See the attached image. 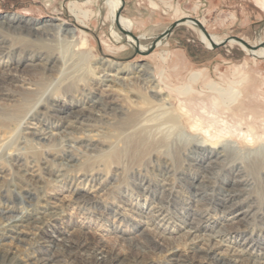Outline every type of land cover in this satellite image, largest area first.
Segmentation results:
<instances>
[{
    "label": "bare ground",
    "instance_id": "obj_1",
    "mask_svg": "<svg viewBox=\"0 0 264 264\" xmlns=\"http://www.w3.org/2000/svg\"><path fill=\"white\" fill-rule=\"evenodd\" d=\"M106 5L114 22L119 0H106ZM119 24L128 30L126 20L120 18ZM74 36L65 23L32 22L17 16L0 19V124H8L13 132L8 139H0V159L9 157L14 170L7 175L0 168V188L9 183V176L14 179H10L9 203H4L7 205L0 210V247L6 239L11 243L25 242L28 234L24 230L32 229L35 232L31 234L37 239L34 259L29 264L138 262L110 255L103 245L92 249L88 239L73 244L68 240V231L56 226L68 208L69 199L44 196L45 202L40 205L32 197L31 188L16 184L15 180L28 182L42 189L34 159L20 155L23 149L10 151L19 137L30 136L36 146L29 150L44 148L48 157L50 150L56 148L52 163L62 161L67 168L78 165L82 168L85 162H93L94 167L77 172L73 178L69 194L75 210L109 222L116 239L127 241L140 252L146 245L158 249L164 259L151 264H264V232L248 229L253 219L264 227V205L255 207L252 203L254 198L249 191L253 189V180L246 165L233 158L237 151L235 144L225 141L212 146L186 134L179 125V117L170 113L169 100L162 96L158 81L146 64L126 67L99 59L84 72L82 65L66 54ZM200 38L210 48L202 34ZM211 40L219 43L213 37ZM126 42L132 44L129 38ZM263 53V49L250 52L254 57H262ZM198 75L194 73L193 78ZM140 92L145 98L138 102ZM112 126L115 129L106 137L107 128ZM261 151L263 147L247 153L261 154ZM77 154H83L84 160L78 159ZM180 156L197 174L174 169ZM126 160L128 165L123 163ZM257 164H251V170L264 182V164ZM106 165L109 170L104 172L102 168ZM152 165L162 174L156 180L147 177ZM218 171L225 172L226 178L218 184H209L220 177ZM62 175L60 170L55 171L52 182L62 181ZM187 175L190 193L194 198L200 197L199 201L219 188L221 211L227 214L223 219L229 225L208 224L209 216L194 207L193 216L181 221L182 233L178 237L184 240L186 248V253H181L178 245L165 243L174 229L167 227L164 205L166 200L178 198L174 179L183 180ZM124 177L137 178L141 205L133 204L125 192L116 194ZM155 198L157 201L147 209ZM30 208L37 214L32 215ZM14 212L21 213L12 216ZM120 224L131 229L127 231ZM150 226L160 229L162 234L159 231L155 234ZM15 259L13 253L7 262L0 264H15Z\"/></svg>",
    "mask_w": 264,
    "mask_h": 264
},
{
    "label": "rangeland",
    "instance_id": "obj_2",
    "mask_svg": "<svg viewBox=\"0 0 264 264\" xmlns=\"http://www.w3.org/2000/svg\"><path fill=\"white\" fill-rule=\"evenodd\" d=\"M109 12L106 0H0V19L17 16L32 22L65 23L71 28L75 34L74 42L66 50V54L73 62L80 63L84 72H88L91 65L99 59L126 67L135 64L148 65L155 81H158L162 96L169 100L172 110H169L170 113L179 117V125L186 134L212 146L225 141L235 144L237 151L232 156L246 165V170L253 180V189L249 191L254 198L252 203L255 207L263 206L264 182L258 179V175H254L251 164L262 163V166L264 151H261V154L248 153H254L261 147L264 150V53L262 57H254L248 50L233 42L216 49L207 48L201 42V32L195 26L182 24L177 26L168 38L162 40L150 55L140 56L134 52V42L127 43L126 38L118 31L115 23L111 21ZM120 18L128 22L127 31L138 37L140 48L143 50L170 25L184 18L198 20L210 37L219 43L230 37L242 39L250 46H258L264 42V0H124ZM194 73H199L196 80L193 78ZM138 96V102L145 98L143 92ZM221 96L224 98L223 101ZM1 109L0 105V112ZM7 126L8 124H0V139H8L13 135L11 127ZM113 129L114 126L107 128L106 137L111 135ZM31 138L19 137L11 144L10 151L23 149L19 152L20 155L34 159V169L42 179V189L35 185L33 188L32 183L22 184L16 180L15 182L31 188L32 197L36 198L35 201H39L40 205L45 202L44 196L52 195L57 198L66 196L69 199L68 208L61 216V222H56V226L58 229L68 231L70 242L75 244L88 239L92 249L96 245H103L110 255L118 254L129 260H138L137 264L157 263L164 259L163 254L152 246L146 245L140 252L132 248L127 241L116 239L110 223L98 219L97 215L88 217L79 209L75 210V204L71 202L73 197L69 194V189L73 188L72 183L75 182L73 178L77 172L94 167L93 162H85L82 168L80 165L67 168L62 161L52 163L50 159L56 153V148L50 150L48 157L44 148L35 147L37 149L29 150L36 146ZM77 155L78 159L84 160L83 154ZM9 159L5 156H1L0 159V168L6 170L7 175L14 172L11 167L12 161ZM177 159L179 161L174 164L175 170H187L190 175L197 174L193 167L182 161L181 156ZM128 161L123 163L128 165ZM134 162L137 163L136 160ZM148 169L147 177L151 180L162 176L153 169V165ZM58 170L63 173L62 181L53 183L52 175ZM102 170L105 172L109 168L106 165ZM225 174L219 172L220 177L209 184H218L223 177L226 178ZM189 177L187 175L183 180L178 177L174 179L175 188L179 191L178 198L168 199L164 205L168 219L167 227L169 230L174 229L169 235L170 239H166L165 243L178 245L181 253H186L184 240L178 237L182 233L181 221L193 216L194 207H197L198 212L204 211V215L209 216L208 224L229 225V222L223 219L227 214L221 211L219 188L213 193L207 191V195L202 196L199 201L200 197L194 198L190 193V186L187 184ZM10 179L14 180L9 176V183H3L0 188L2 192L0 210L9 203L7 196L10 197ZM137 183V178L124 177L116 194L125 192L133 204L141 205L142 198L136 190ZM156 201V198L153 199L146 208ZM35 210L30 208L29 211L36 215ZM96 212L97 210L92 214ZM20 213L11 214L19 216ZM120 226L125 227L127 231L131 229L123 224ZM150 229L155 234H158V231L162 234L158 228L150 226ZM248 229L253 232L259 231L261 234L264 232V227L255 219ZM24 231L28 234L25 242L11 243L9 239L3 241L5 245L0 247V263L7 262L13 253L16 255L15 264L33 262L37 238L31 232L35 231L32 229Z\"/></svg>",
    "mask_w": 264,
    "mask_h": 264
},
{
    "label": "water",
    "instance_id": "obj_3",
    "mask_svg": "<svg viewBox=\"0 0 264 264\" xmlns=\"http://www.w3.org/2000/svg\"><path fill=\"white\" fill-rule=\"evenodd\" d=\"M119 3H120V5H119V8H118V10L115 14V17H114V23H115L118 31L125 38H129L132 40V42H134V52H135V54H138L140 56L145 57V56L150 55L154 51L156 46H158L162 40L168 38L177 26L182 25V24H186V23H190L191 25L195 26L201 32L202 36H204L208 40L209 45H210V49H216L218 47H224L226 44H228L230 42L237 43L240 47H242L245 50H248L249 52L257 51L258 49H264V42L260 43L258 46H250L244 40L236 38V37H230V38L225 39L224 41H222L220 43H214L211 40L210 35L206 32V30L203 28V26L200 24V22L198 20H195L193 18H184V19L178 20V21L174 22L172 25H170L164 32H162L159 36H157L146 49H144L142 51L140 48V45H139L138 37L134 36L129 31L122 29V27L119 24L121 12H122L123 7H124V0H119Z\"/></svg>",
    "mask_w": 264,
    "mask_h": 264
}]
</instances>
